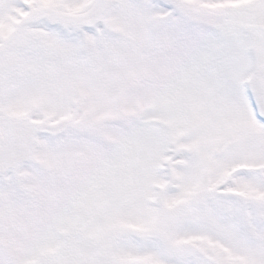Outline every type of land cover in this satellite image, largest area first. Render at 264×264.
Wrapping results in <instances>:
<instances>
[{"label": "snow or ice", "instance_id": "6c2138e0", "mask_svg": "<svg viewBox=\"0 0 264 264\" xmlns=\"http://www.w3.org/2000/svg\"><path fill=\"white\" fill-rule=\"evenodd\" d=\"M0 264H264V0H0Z\"/></svg>", "mask_w": 264, "mask_h": 264}]
</instances>
